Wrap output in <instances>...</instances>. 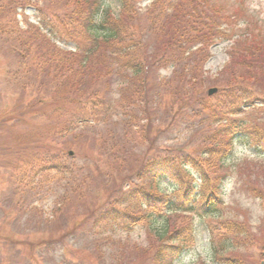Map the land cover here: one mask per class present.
I'll use <instances>...</instances> for the list:
<instances>
[{"label":"rangeland","instance_id":"obj_1","mask_svg":"<svg viewBox=\"0 0 264 264\" xmlns=\"http://www.w3.org/2000/svg\"><path fill=\"white\" fill-rule=\"evenodd\" d=\"M106 1L118 14L119 1ZM206 1L202 0V8L197 0H136V3L143 15L149 14L148 20L154 17L162 20L158 10L154 14L153 9L166 11L184 4L202 12L208 10ZM209 1L219 3L222 18L218 15L214 21L205 22L203 34L222 32L225 40H231L206 48L202 69L205 86L200 92L206 94L210 88L219 90L228 83L234 70L243 71L237 50L264 46V0ZM18 12L13 15L15 24L25 28L27 23H37L34 9ZM13 17L6 12L0 20L13 21ZM141 22L148 25L145 19ZM145 37L146 43L155 44L153 34ZM52 41L66 51L76 47L74 42H60L54 37ZM32 58L16 55L0 34V264H159L154 254L161 244L157 236L165 228L181 230L180 236L194 232L188 249L175 264H264V137L261 138L264 79L250 89L237 86L216 97L210 96L214 97L209 102L210 108L199 109L197 118L187 125L192 110L185 103L172 107L175 113L180 112V119L171 122L166 117L164 108L169 107L172 99L163 88L160 90V80L170 78V67L151 68L148 81L154 88L149 91L158 93L155 96L158 108L146 107L145 115L141 110L144 104L139 100L134 111L139 118L133 121L136 114L131 107L124 109L122 117L115 107L114 120L131 122L124 124L125 129L120 125L114 128L125 161V168L120 169L119 162L104 153L96 139L95 132L105 127H94L88 102L94 89H99V95L100 89H107L112 100L114 94V105L121 101L119 74L111 76L113 82L108 88L84 84L74 97L64 92L58 96L56 84L48 74L28 73L36 66ZM128 97L125 105L131 93ZM198 107L195 105L194 109ZM235 121L236 125L242 123L239 129L242 134H238L231 156L222 159L228 152L223 145L226 130L231 131ZM164 145L180 152L181 147L195 152V159L203 164L202 169L219 189V199L214 200L212 210L198 206L190 213L169 212L161 221L157 220L154 228L145 222L133 224L119 219L101 230L104 237L98 242L91 241L87 233L107 196L123 185L147 154L155 152L153 147ZM70 151L73 155H69ZM67 163L83 167L72 182V187L79 190L72 194L68 191L70 202L62 209L65 216L53 217L56 205L67 194L58 178ZM218 176L222 177L221 183ZM31 187L35 189L29 191ZM82 193L84 199L79 197ZM62 237L65 239L59 241ZM53 240L57 241L49 242Z\"/></svg>","mask_w":264,"mask_h":264},{"label":"trees","instance_id":"obj_2","mask_svg":"<svg viewBox=\"0 0 264 264\" xmlns=\"http://www.w3.org/2000/svg\"><path fill=\"white\" fill-rule=\"evenodd\" d=\"M118 1L121 6L119 13L115 14L106 0H0V19L6 12L13 17L14 12L16 15L20 14L18 9L27 8L34 9L38 18L37 24L27 23L25 28L14 23L15 17L13 21L12 18L7 21L0 20V34L16 55L33 56L36 66L28 73L48 74L56 84L58 96L64 92L74 97L80 94V86L84 84H100L108 88L112 84L111 76L119 74L117 77L122 78L119 93L123 96L121 101L114 105V94L112 100L111 92L107 94V89H100V95L99 89H94L88 95L91 99L88 102L91 104L90 120L94 121V127H105L95 132L102 151L113 155V159L119 162L120 169H123L125 161L114 128L120 125L125 129L124 124L129 125L131 122L114 120L117 110L119 117L123 116L126 107H131L135 113V105L139 100V103L144 104L141 110L145 115L148 112L146 107L152 105L158 108L155 101L158 93L149 91L154 87L148 81V71L151 68L167 66L171 69L170 78L160 80V90L163 88L164 93L172 99L169 107L164 108L167 120L172 122L176 118L180 119V112L175 113L172 107L185 103L189 111L192 110L189 116L191 118L186 123L191 125L198 116V110H208L209 102L214 98L205 91L200 93L205 86L202 69L206 48L224 41L226 35L222 32L205 35L202 32L205 22H212L220 15L218 2L206 1L208 10L202 12L184 4L167 9L173 10L172 13L157 7L153 9V13L156 14L158 10L157 14L162 20H157L156 17L148 20L149 14H142L136 0ZM197 1L202 8V0ZM155 5L158 6V3L155 2ZM225 17L229 15L226 14ZM142 19L148 22L147 26L142 24ZM148 34H153L156 38L153 46L145 41ZM52 37L60 42H74L76 47L70 51L63 50L52 41ZM236 55L243 71L234 70L228 83L219 89L221 91L215 97L237 86L250 89L255 84L262 83L264 46L237 50ZM76 78L78 80H74ZM142 88H146V91ZM130 93V100L125 105L124 100ZM136 95L144 97L135 99ZM242 96L253 102L247 94ZM195 105L199 106L197 110L194 109ZM135 114L133 121L139 118L138 113ZM148 121L151 120L148 118ZM187 125L186 128H189ZM241 126L242 123L236 125L235 121L232 130H226L223 145L228 147V152L222 159L231 156L238 134H242L239 132ZM168 130L169 128L166 131ZM160 139L161 134H156V140L159 142ZM181 149L180 152L170 145L152 148L155 152L147 154L136 171L128 175L123 185L107 196L87 233L91 241L98 242L104 237L101 230L108 223L119 219L133 224L145 222L154 228L157 220L161 221L163 215L169 212L190 213L196 211L198 206L212 210L214 200L219 199L217 184L211 183L210 177L201 167L203 164L195 159V152L185 151L182 147ZM81 170L83 167L67 163L59 171V182L67 188V194L62 203H57L59 205L53 210V217L65 216L62 209L70 202L67 201L68 191L72 194L79 190L78 187H72V182H75L74 179ZM206 170L209 171L207 168ZM217 179L221 183L222 177L218 176ZM24 183L29 184L27 181ZM34 189L31 187L29 191ZM84 196V193L79 195L83 199ZM180 232L179 229L172 231L165 228L157 236L161 244L156 248L154 257L159 264H175L188 249L194 232L189 231L182 236L179 235ZM63 239L65 237L59 238V241Z\"/></svg>","mask_w":264,"mask_h":264},{"label":"water","instance_id":"obj_3","mask_svg":"<svg viewBox=\"0 0 264 264\" xmlns=\"http://www.w3.org/2000/svg\"><path fill=\"white\" fill-rule=\"evenodd\" d=\"M216 91V89H212V90H210V93L212 94L213 92H215Z\"/></svg>","mask_w":264,"mask_h":264}]
</instances>
